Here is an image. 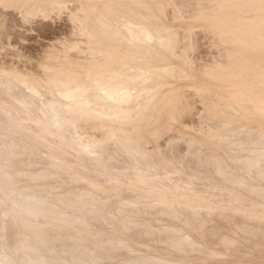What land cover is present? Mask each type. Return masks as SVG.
<instances>
[{
	"label": "bare ground",
	"instance_id": "1",
	"mask_svg": "<svg viewBox=\"0 0 264 264\" xmlns=\"http://www.w3.org/2000/svg\"><path fill=\"white\" fill-rule=\"evenodd\" d=\"M0 264H264V0H0Z\"/></svg>",
	"mask_w": 264,
	"mask_h": 264
},
{
	"label": "rangeland",
	"instance_id": "2",
	"mask_svg": "<svg viewBox=\"0 0 264 264\" xmlns=\"http://www.w3.org/2000/svg\"><path fill=\"white\" fill-rule=\"evenodd\" d=\"M64 18H65V13H61L59 15H53L51 19L44 20V23H49V27L51 28V29H49V27H48V30H47V32L45 31V33H41L42 32L41 30H40L41 32H39V33L37 32V30L35 31L34 27H36V26L33 27V24H28V23H25L24 25L21 24L22 25L21 30L17 29V31H19L20 33L23 34L22 35L23 39H25L26 41L23 42L20 46H25V47H27V46L30 47L31 46V47H34V49L36 48L37 51H38L41 45L46 44L48 41L52 40L56 35L60 34L61 31H62V33L64 31V33L67 34V32H68V26H67L68 23H66L65 20L62 21V19H64ZM37 19H39V18H37ZM36 25L40 26V24H36ZM65 26H67V27H65ZM30 28H34V31H31ZM55 30L56 31L58 30L57 32H59V30H60V33L56 34L57 32ZM48 31L51 32V34ZM52 31L56 35L53 34ZM42 34H44L47 37H45ZM52 34H53V36L54 35L55 36L53 37ZM42 36H44V37H42ZM200 43H202L201 44V49L204 48L201 51H203V50L205 51V49H206L205 52H208L207 41L203 39V40L200 41ZM204 44H207V45L204 46ZM202 46H204V47H202ZM206 46H207V48H206ZM8 51L9 52H15L16 50L15 49L14 50L13 49H8ZM23 51L25 52V49ZM207 56H210V55L208 54ZM24 60L28 61V59H24ZM196 106H197V108H200V105H196ZM195 118H197V117L195 116ZM200 183L201 182H197L195 187L200 189V187H202V184H200ZM256 262H260V261L256 260Z\"/></svg>",
	"mask_w": 264,
	"mask_h": 264
}]
</instances>
